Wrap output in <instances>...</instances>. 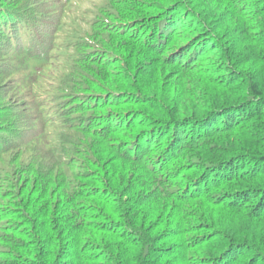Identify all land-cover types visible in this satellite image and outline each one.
Listing matches in <instances>:
<instances>
[{
  "label": "trees",
  "instance_id": "trees-1",
  "mask_svg": "<svg viewBox=\"0 0 264 264\" xmlns=\"http://www.w3.org/2000/svg\"><path fill=\"white\" fill-rule=\"evenodd\" d=\"M82 2L0 0V264H264V0Z\"/></svg>",
  "mask_w": 264,
  "mask_h": 264
},
{
  "label": "rangeland",
  "instance_id": "rangeland-1",
  "mask_svg": "<svg viewBox=\"0 0 264 264\" xmlns=\"http://www.w3.org/2000/svg\"><path fill=\"white\" fill-rule=\"evenodd\" d=\"M93 1L96 2V0H84V2H82L81 5H82L84 8H86V7H90V6H91V3H92ZM70 13H71V15H75V14H77V12H75V11H72V12H70Z\"/></svg>",
  "mask_w": 264,
  "mask_h": 264
},
{
  "label": "clouds",
  "instance_id": "clouds-1",
  "mask_svg": "<svg viewBox=\"0 0 264 264\" xmlns=\"http://www.w3.org/2000/svg\"><path fill=\"white\" fill-rule=\"evenodd\" d=\"M70 2V1H69ZM67 3H68V1H67Z\"/></svg>",
  "mask_w": 264,
  "mask_h": 264
}]
</instances>
